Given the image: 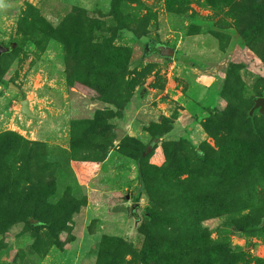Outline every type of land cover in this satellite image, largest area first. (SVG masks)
<instances>
[{"label":"rangeland","instance_id":"obj_1","mask_svg":"<svg viewBox=\"0 0 264 264\" xmlns=\"http://www.w3.org/2000/svg\"><path fill=\"white\" fill-rule=\"evenodd\" d=\"M253 1L3 0L0 264H264Z\"/></svg>","mask_w":264,"mask_h":264},{"label":"water","instance_id":"obj_2","mask_svg":"<svg viewBox=\"0 0 264 264\" xmlns=\"http://www.w3.org/2000/svg\"><path fill=\"white\" fill-rule=\"evenodd\" d=\"M11 47L12 46H4L0 44V55L8 52L11 49ZM155 48H156V53L164 59H169L174 56L175 49L172 46L165 45L163 43H157L155 45ZM21 109L24 113H27L28 115H32V112L29 109L28 101L26 99H24L21 102ZM255 110H257L259 114L264 116V96H257L253 98V105L249 109L248 115L252 117ZM115 133H116V138L118 140L122 139L125 135V131L121 129L120 127L115 128ZM136 208H137V211H132L130 213V216L133 220V226H136L138 224V219H139L138 211L141 210V205L138 203L136 205Z\"/></svg>","mask_w":264,"mask_h":264},{"label":"trees","instance_id":"obj_3","mask_svg":"<svg viewBox=\"0 0 264 264\" xmlns=\"http://www.w3.org/2000/svg\"><path fill=\"white\" fill-rule=\"evenodd\" d=\"M251 5L253 18L251 22L239 32L246 44H249L261 32V25L264 19V0H254ZM149 146H151V144ZM143 182L141 178V186Z\"/></svg>","mask_w":264,"mask_h":264},{"label":"clouds","instance_id":"obj_4","mask_svg":"<svg viewBox=\"0 0 264 264\" xmlns=\"http://www.w3.org/2000/svg\"><path fill=\"white\" fill-rule=\"evenodd\" d=\"M2 4H3V0H0V6H2Z\"/></svg>","mask_w":264,"mask_h":264}]
</instances>
